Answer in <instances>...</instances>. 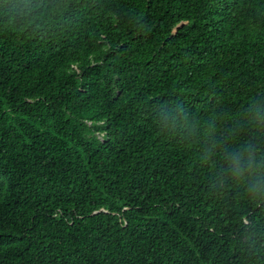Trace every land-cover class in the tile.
<instances>
[{
  "label": "trees",
  "instance_id": "obj_1",
  "mask_svg": "<svg viewBox=\"0 0 264 264\" xmlns=\"http://www.w3.org/2000/svg\"><path fill=\"white\" fill-rule=\"evenodd\" d=\"M258 110L264 0H0V264H264Z\"/></svg>",
  "mask_w": 264,
  "mask_h": 264
},
{
  "label": "clouds",
  "instance_id": "obj_2",
  "mask_svg": "<svg viewBox=\"0 0 264 264\" xmlns=\"http://www.w3.org/2000/svg\"><path fill=\"white\" fill-rule=\"evenodd\" d=\"M256 119L264 124V116L260 111L256 112ZM211 132L208 133L211 136ZM234 167L233 175L239 178L245 176L246 172V192L255 201L264 198V156L259 155V149L254 148L250 143L242 150L227 157Z\"/></svg>",
  "mask_w": 264,
  "mask_h": 264
}]
</instances>
